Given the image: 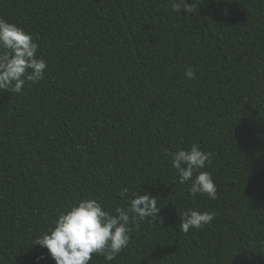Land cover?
I'll list each match as a JSON object with an SVG mask.
<instances>
[{
    "label": "trees",
    "instance_id": "16d2710c",
    "mask_svg": "<svg viewBox=\"0 0 264 264\" xmlns=\"http://www.w3.org/2000/svg\"><path fill=\"white\" fill-rule=\"evenodd\" d=\"M173 2L0 0L47 64L22 94L0 90V264H55L33 244L61 213L94 199L115 215L136 193L158 199L157 220L91 264H264V0ZM193 144L216 200L172 167ZM190 209L215 218L185 234Z\"/></svg>",
    "mask_w": 264,
    "mask_h": 264
},
{
    "label": "clouds",
    "instance_id": "9594fccd",
    "mask_svg": "<svg viewBox=\"0 0 264 264\" xmlns=\"http://www.w3.org/2000/svg\"><path fill=\"white\" fill-rule=\"evenodd\" d=\"M171 8L185 14L193 11L187 0H174ZM38 47L30 34L0 18V90L22 94L26 84L35 85L44 79L47 64L44 59L37 58ZM184 75L189 80L196 78L190 66ZM171 155L179 183L190 182L188 191L193 198L205 195L210 200L217 199V187L211 174L201 171L211 163V153L193 144L189 149H180ZM127 193V188L120 191L121 196ZM115 211V215L110 214L94 199L80 200L61 213L54 226L38 237L33 245L45 248L55 264H91L94 254L112 262L128 247L130 222L137 223L146 218H154L155 222L161 208L157 198L136 193L128 207H117ZM179 218L178 228L187 234L191 229L210 225L215 213L190 209L181 213ZM159 223L163 225L162 217Z\"/></svg>",
    "mask_w": 264,
    "mask_h": 264
}]
</instances>
